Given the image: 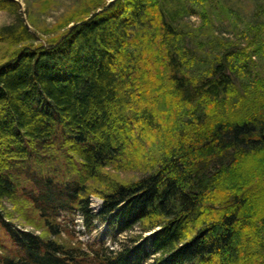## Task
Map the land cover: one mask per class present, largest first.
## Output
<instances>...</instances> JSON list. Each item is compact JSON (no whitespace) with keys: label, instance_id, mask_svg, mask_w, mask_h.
<instances>
[{"label":"trees","instance_id":"obj_1","mask_svg":"<svg viewBox=\"0 0 264 264\" xmlns=\"http://www.w3.org/2000/svg\"><path fill=\"white\" fill-rule=\"evenodd\" d=\"M179 1L73 0L44 35L0 0V264H264V76L235 77L264 54V0L207 64L182 13L208 24L217 0ZM65 211L112 244L74 242Z\"/></svg>","mask_w":264,"mask_h":264},{"label":"rangeland","instance_id":"obj_2","mask_svg":"<svg viewBox=\"0 0 264 264\" xmlns=\"http://www.w3.org/2000/svg\"><path fill=\"white\" fill-rule=\"evenodd\" d=\"M19 1L21 3V10L26 23L31 24L32 29H36L38 32L44 35L50 32L52 28L54 29L57 24H62L61 22L66 19L70 12L80 8V6L73 5V3H71L73 2V0ZM83 1L84 0H81L82 3ZM192 1L193 0H180L177 5L178 7L180 5H188V3H192ZM194 1L197 2L196 6L200 7V10L198 11H200L201 13L203 8H205V1ZM215 3V7H212V9L209 8V12L207 13L208 17L210 16L208 24L205 21V17L202 15L195 14L188 16V14H185L186 12L182 13V19L185 26H200V31L197 32V40L202 41L203 43H198L197 45L198 50H201L199 53L198 63L200 61L201 63L207 64L209 60L208 58L211 56L207 54L208 50L212 49L211 52L215 53V51H220L224 49L227 46L225 44H229L231 42L230 39L234 40V32L236 30L235 27H246V25H248L247 28L250 29L254 26L253 24H250V21L248 19L250 18L251 14L255 12L257 0H217L215 1ZM13 21L14 15L10 11H7V9H0V27L12 23ZM210 31H212L213 33H210ZM3 45L4 42L0 41V56H2L4 52ZM251 50L253 51V49ZM248 62H250V67L248 68V70L236 72L235 77L237 79L239 78V76L253 77V74L251 75V70L253 69L255 72H259L258 74H254L255 76L259 75V78H263L264 54H262L261 51H257L256 57H253V59H249ZM142 145L145 147L146 151H148L147 157H150L151 154L157 155V151L155 152V142L147 138L145 142L142 143ZM105 172L111 178L118 179L120 181H130L131 179L133 180L139 175L138 170L132 171L125 170L122 168L115 169V166L107 168ZM101 200L102 197L98 195L94 194L91 196L90 207L94 212H96L98 210V207L102 205V203H100ZM5 203V206H7L9 211L15 210V208L10 202ZM15 213L16 217L13 220L16 223H25V220L18 216L20 215V213L17 214V211H15ZM61 215V220L65 226V229L71 236H73L74 242H77L79 240L82 244L87 245L91 244V242L93 243L95 240H106L105 243L107 245L112 244V240L110 238L111 233L109 234L108 223L98 222L95 229L88 230L83 225L81 218L80 216H78L77 213L65 211L62 212ZM35 220L36 222H39L38 219ZM0 231H2V229H0ZM121 236H124V234Z\"/></svg>","mask_w":264,"mask_h":264},{"label":"bare ground","instance_id":"obj_3","mask_svg":"<svg viewBox=\"0 0 264 264\" xmlns=\"http://www.w3.org/2000/svg\"><path fill=\"white\" fill-rule=\"evenodd\" d=\"M101 206L98 207V209H100Z\"/></svg>","mask_w":264,"mask_h":264}]
</instances>
